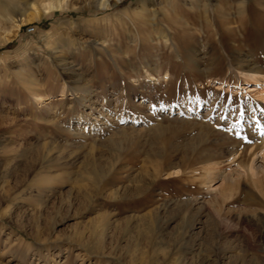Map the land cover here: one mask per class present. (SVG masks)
Instances as JSON below:
<instances>
[{"label": "rangeland", "instance_id": "rangeland-1", "mask_svg": "<svg viewBox=\"0 0 264 264\" xmlns=\"http://www.w3.org/2000/svg\"><path fill=\"white\" fill-rule=\"evenodd\" d=\"M108 1L0 0V264H264V0Z\"/></svg>", "mask_w": 264, "mask_h": 264}, {"label": "bare ground", "instance_id": "bare-ground-1", "mask_svg": "<svg viewBox=\"0 0 264 264\" xmlns=\"http://www.w3.org/2000/svg\"><path fill=\"white\" fill-rule=\"evenodd\" d=\"M120 1L122 0H115V3H118ZM1 2H0V12L3 13V17L6 19V21L15 20V17L11 14L12 10L8 7L7 4L1 3ZM97 5H100L101 7L106 8L107 6H109V1L108 0H97ZM145 5L146 4L144 3L143 6L139 5V7H137L138 10L140 9V11L138 12L139 14L144 15L143 13L148 10ZM69 7H70L69 0H46V3L44 5L45 10H47L48 12L66 9ZM34 13L37 16V13L36 12ZM13 27L18 28L19 25L14 24ZM12 34H13L12 30H9V31L6 30L5 35H0V42L7 41L11 37ZM143 68L147 76H152V73L149 67L144 65ZM246 75L256 81L255 85H249L247 86V88H249V91L260 90L259 91L260 92L259 94L260 104L259 105L264 107V73L260 69L255 68V69H250L249 71H247ZM233 160H234V157H233ZM214 163L215 164H212L206 167L203 171V174L201 175V177L202 176L204 177V178L202 177L204 179V183L209 184V187H212L213 182H215L217 179L223 180L224 185L221 186L222 189L229 188L235 183L240 182L242 179H245L248 177H250L254 181H257V180H260V178L262 177L264 178V147L262 148L260 154L255 153V155L253 156L251 162L248 164L247 167H243L239 165L236 168L228 172L223 171L222 173L221 172L218 173L219 168L217 167V164L220 165V163H216V162ZM222 163L223 162H221V164Z\"/></svg>", "mask_w": 264, "mask_h": 264}]
</instances>
